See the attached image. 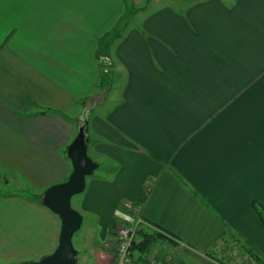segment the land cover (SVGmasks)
I'll use <instances>...</instances> for the list:
<instances>
[{
  "label": "crops",
  "instance_id": "1",
  "mask_svg": "<svg viewBox=\"0 0 264 264\" xmlns=\"http://www.w3.org/2000/svg\"><path fill=\"white\" fill-rule=\"evenodd\" d=\"M177 1L151 0L102 42L123 3L144 1L0 0V185L14 189L0 191V257L55 250L60 221L36 197L67 180L85 121L88 157L113 173L83 192L93 264H111L106 243L130 206L172 240L148 257L223 264L204 255L214 249L252 264L240 240L264 255L252 207L264 214V0ZM114 82L111 108L95 112Z\"/></svg>",
  "mask_w": 264,
  "mask_h": 264
},
{
  "label": "water",
  "instance_id": "2",
  "mask_svg": "<svg viewBox=\"0 0 264 264\" xmlns=\"http://www.w3.org/2000/svg\"><path fill=\"white\" fill-rule=\"evenodd\" d=\"M86 126L87 121L79 128L76 138L67 148V157L72 165L67 180L49 187L41 197L42 205L60 221L57 246L51 254L40 260L24 264H78L72 237L81 228L82 217L72 209L71 198L85 190L86 178L97 169V165L87 155Z\"/></svg>",
  "mask_w": 264,
  "mask_h": 264
},
{
  "label": "rangeland",
  "instance_id": "3",
  "mask_svg": "<svg viewBox=\"0 0 264 264\" xmlns=\"http://www.w3.org/2000/svg\"><path fill=\"white\" fill-rule=\"evenodd\" d=\"M125 1L127 2V0H125ZM143 1H144V3L141 6H137V7H134L129 2L127 4L126 3L122 4V10L120 12V15L118 16V18L114 22L115 23L114 27H116L117 32L121 33L122 27H124V29L126 27L128 28L132 22L133 23L136 22L137 19L140 20V22H141L142 17L147 16V15H145V13H147V10L143 9V8H146L151 0H143ZM181 1L182 0H178L177 3H175L174 5L177 6ZM147 8H149V7H147ZM138 11L140 13H138ZM140 22H138V23L140 24ZM112 31H113V29L110 31V33ZM114 38H116V37H114ZM107 42H109V41H107ZM112 85H113V83L110 84L109 90L105 91V93L106 92L107 93L104 94V97H102V99H100V101L103 100L104 106L100 107L99 102H95V105L93 106V107H95V112H98L100 114H104L105 112H107V110H109V108H111V106H112L111 100L116 98V95H117V93L115 92V90H116L115 87L117 86L116 82H114L113 87H112ZM110 90L112 92H109ZM94 101H97V100H94ZM89 102H90V104L92 103L91 101H89ZM87 104H88V102L84 101V105H87ZM89 109H91V108H89V106L88 107L86 106L85 109L82 108L80 111H81V113L86 112L87 115L89 116L90 115ZM77 111H78V109L75 108L74 110H72V112L68 113L67 116L70 117L71 120H73L74 114ZM74 121H75V119H74ZM99 175H103L104 177L108 176L110 178L113 175V173L109 170L108 167H105V165L102 163L100 168L96 169L92 175H90L86 178V184L92 178V176H99ZM1 190H5V191L9 192V191H13L14 189L13 188H6L5 189L0 185V191ZM83 192L81 194L75 195L71 198L72 209L74 211L78 212L81 215V217L83 218L81 228L72 237V244H73L74 249L78 252V256H77L78 264H93L92 250L95 246V238H93L92 235L89 234L88 226H89V224L90 225L94 224L97 220L96 219L97 217L91 213H86V212L82 211L81 205H83V201L85 198V195ZM23 195H25V194H23ZM123 205H125V204H123ZM115 222H116V220H115ZM17 225L19 226V221H18ZM24 235H25V233H24ZM36 237H39V236L35 235V239H36ZM46 237H47V235L45 236V242L47 239ZM7 239L9 240L8 237H7ZM11 239L12 238H10V240ZM17 239H18L17 244L19 245V244L23 243V241L25 240V236H21L18 234ZM240 242H241V247L239 248V251H242L241 255L247 256L252 264H264V255L260 251L253 249L252 246H250V245H245L242 240H240ZM18 248H19V246L17 247V249ZM51 253H49V254H51ZM49 254H47V255H49ZM47 255H45V256H47ZM249 255H252V259ZM40 259L41 258L34 259L31 257L19 258L17 256L10 257V258H4V256H2V257H0V264H24V263H29V262H36ZM225 263L229 264L228 262H226V260H225ZM231 264H234V261L231 262Z\"/></svg>",
  "mask_w": 264,
  "mask_h": 264
},
{
  "label": "built area",
  "instance_id": "4",
  "mask_svg": "<svg viewBox=\"0 0 264 264\" xmlns=\"http://www.w3.org/2000/svg\"><path fill=\"white\" fill-rule=\"evenodd\" d=\"M128 212L133 221L116 225L112 237L106 243V247L114 252L111 264H168V261L155 257H144L142 260L134 257L132 243L137 231L148 224L140 217L137 206L128 207Z\"/></svg>",
  "mask_w": 264,
  "mask_h": 264
},
{
  "label": "trees",
  "instance_id": "5",
  "mask_svg": "<svg viewBox=\"0 0 264 264\" xmlns=\"http://www.w3.org/2000/svg\"><path fill=\"white\" fill-rule=\"evenodd\" d=\"M118 36H119V32H117L116 27H114L113 31L111 33L108 32L102 37V42L110 41L114 37H118ZM105 78L106 77L104 75L100 76L102 86L105 85ZM50 111H51V109L45 108L42 110V113H48ZM86 131H87V128L85 129V132ZM36 199L41 201L40 196L36 197ZM252 207L256 210V212L258 213V217L262 221L263 220L262 217L264 215L263 212L259 211L258 207L255 204H253ZM151 227L148 224L147 227L140 228L137 231L136 236H138L139 240L134 239V241L132 243V251L134 254L137 253V255H138L137 260H142L144 257H148L152 248L156 244V242L172 241L171 238H169L167 236V234H165L163 231L158 230V229L156 230L155 228H151ZM229 236H230V238L227 236L226 239H230L231 241L235 242V244L238 245L239 241L235 237H233L232 235H229ZM225 242H227V241H225ZM222 253L224 255V252H222ZM204 255L208 258L214 259V261H217V262L223 263V264H227V263H225V260L227 262H229V260H232V259L235 261V258H231L228 255L226 257H224V256L218 257L216 252L214 251V249L210 250V252H205ZM249 256L252 259V255H249ZM166 258L171 260L170 257H164V260L163 259L162 260L165 262V260H167ZM230 264H231V261H230Z\"/></svg>",
  "mask_w": 264,
  "mask_h": 264
}]
</instances>
